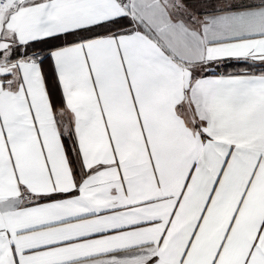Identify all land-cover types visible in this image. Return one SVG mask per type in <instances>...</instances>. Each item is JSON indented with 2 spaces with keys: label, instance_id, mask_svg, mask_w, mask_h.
<instances>
[{
  "label": "snow or ice",
  "instance_id": "6c2138e0",
  "mask_svg": "<svg viewBox=\"0 0 264 264\" xmlns=\"http://www.w3.org/2000/svg\"><path fill=\"white\" fill-rule=\"evenodd\" d=\"M0 264H264V0H0Z\"/></svg>",
  "mask_w": 264,
  "mask_h": 264
}]
</instances>
